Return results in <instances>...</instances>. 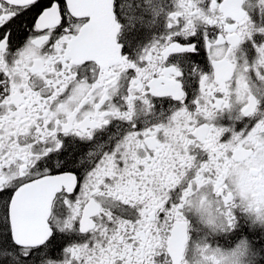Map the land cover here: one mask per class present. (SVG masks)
Masks as SVG:
<instances>
[{"label": "snow or ice", "instance_id": "snow-or-ice-1", "mask_svg": "<svg viewBox=\"0 0 264 264\" xmlns=\"http://www.w3.org/2000/svg\"><path fill=\"white\" fill-rule=\"evenodd\" d=\"M0 264H264V0H0Z\"/></svg>", "mask_w": 264, "mask_h": 264}]
</instances>
